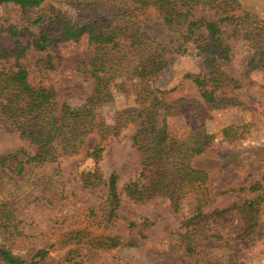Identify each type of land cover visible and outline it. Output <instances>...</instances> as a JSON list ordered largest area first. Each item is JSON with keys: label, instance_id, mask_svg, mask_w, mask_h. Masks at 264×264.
<instances>
[{"label": "trees", "instance_id": "1", "mask_svg": "<svg viewBox=\"0 0 264 264\" xmlns=\"http://www.w3.org/2000/svg\"><path fill=\"white\" fill-rule=\"evenodd\" d=\"M5 5L21 10L39 8L40 14L34 25L36 31L29 33L32 39L28 41L22 33H27L29 27L20 29L9 22L0 25V61L19 60L29 47L43 52L86 36L93 48L88 60L90 69L86 70L94 81L89 99L92 105L112 100L108 83L111 79L135 77L143 83H139L136 104L121 111L116 124L109 125L91 109L60 110L53 91L32 86L28 71L18 63L12 69L0 66V114L19 136L36 147L33 154L19 150L0 157L1 192L4 191L0 200V237L5 242L0 245V264H47L49 249L35 246L28 256H22L7 245L19 237L36 239L21 236L20 222L15 218L17 205L43 199L39 189H44V182L51 176L38 169L56 162L60 154H78L92 134L98 140L87 157L97 165L108 138L119 132L121 121L134 126L132 143L141 154V171L121 190L116 173L104 177L97 166L81 173L83 188L103 186L106 192L101 205L91 209L85 221L65 231L63 237L71 236L75 247L68 250L64 262L83 264L75 262L74 257L70 259L73 254L79 256L80 245L93 248L97 244L104 249L133 246L110 233L120 218L122 194L133 203L167 199L174 213L188 208L181 222L185 231L180 234L187 253L197 249V240L236 241L264 230V192L240 206L207 211L213 202L209 176L195 168L191 160L201 155L215 136L199 121L195 101L167 102L163 96L167 91L148 83L170 63L171 55L183 54L186 46L192 45L204 57L200 72L187 75L200 97L209 104L233 102L231 93L239 84L224 70L232 58L230 40L238 36L245 42L248 69L264 68V19L241 11L238 0H0V7ZM197 7L213 11L216 19L195 17ZM223 24L232 27L230 34L225 33ZM182 103L191 104L198 122L185 136L177 138L169 134L167 121L180 113ZM221 133L227 140L237 136L233 126ZM243 189L259 191L262 184L252 183ZM237 214L239 220L234 222ZM147 225L146 218L140 223L126 222L129 229ZM140 236L144 237L142 231Z\"/></svg>", "mask_w": 264, "mask_h": 264}, {"label": "rangeland", "instance_id": "2", "mask_svg": "<svg viewBox=\"0 0 264 264\" xmlns=\"http://www.w3.org/2000/svg\"><path fill=\"white\" fill-rule=\"evenodd\" d=\"M238 1L241 11L264 19V0ZM39 14V8L21 10L13 5L1 6L0 25L9 22L18 24L20 29L29 27L27 33H22L28 41L32 39L29 33L36 31L34 25ZM194 14L197 18L216 19L213 11L200 7L195 9ZM222 26L226 34L231 33L232 27L227 24ZM230 44L232 58L224 70L239 84V88L231 93L233 102L209 104L200 97L197 87L187 75L200 72L204 57L192 45H187L183 54L171 55L170 63L152 82H148L167 91L163 95L167 102L179 99L195 101L194 105L199 107V121L215 136L212 144L191 160L195 168L206 171L209 176L213 202L207 211L240 206L264 192V68H247L248 51L245 42L238 36L232 37ZM92 55L93 48L84 36L78 41L61 42L43 52L29 47L23 58L0 61V66L12 69L18 63L24 67L32 86L53 91L60 110L91 109L106 124L114 125L121 111L136 104L139 83L143 81L135 77L111 79L108 83L112 100L92 105L89 99L93 95L94 81L86 71L90 69L88 60ZM181 105L180 113L167 121L169 134L177 138L185 136L198 122L191 104ZM120 125L117 135L108 138L97 165L87 157L98 140L97 135L92 134L78 154H60L56 162L44 164L38 169L43 175L51 176L52 180L46 179L44 189H39L43 199L28 204L22 202L15 210V218L20 222L19 229L23 233L21 236H34L36 239L19 237L16 242H6L14 253L28 256L32 247L41 246L49 249L47 264L71 263L64 261L68 250L75 247V240L63 235L85 221L91 209L101 205L106 192L103 186L92 190L83 188L81 173L92 171L96 166L104 177L116 173L121 190L141 171V154L132 143L134 126L125 121H121ZM230 126L237 133L235 140L222 137L221 131ZM19 150L33 154L36 147L19 136L0 114V157ZM2 183L0 181V192L3 190ZM252 183L262 184V189L255 192L243 189ZM2 193L4 191L0 193V200ZM46 199L54 202H47ZM187 211L188 208L184 207L182 212L174 213L164 198L133 203L122 194L118 210L120 218L110 233L132 242L133 246L104 249L97 244L93 248L80 245L77 247L79 256L73 254L70 259L74 257L75 262L80 260L83 264H264V230L252 238L243 237L236 241L197 240L194 243L197 249L187 253L180 237L185 231L181 222ZM142 218L149 220V225L126 227L127 221L140 223ZM238 220L237 214L233 221ZM141 231L144 237L140 236ZM41 236L44 238L42 241ZM2 244L5 242L0 237ZM51 244L52 247H49Z\"/></svg>", "mask_w": 264, "mask_h": 264}]
</instances>
